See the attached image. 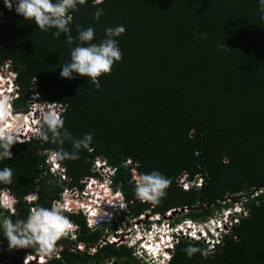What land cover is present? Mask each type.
<instances>
[{"label": "trees", "instance_id": "trees-1", "mask_svg": "<svg viewBox=\"0 0 264 264\" xmlns=\"http://www.w3.org/2000/svg\"><path fill=\"white\" fill-rule=\"evenodd\" d=\"M97 9H103L98 22ZM0 12V64L11 61L20 92L14 110L25 109L36 89L42 98L65 105L60 116L73 139L93 136L79 159L59 160L71 186L81 188L80 178L97 175L91 168L100 158L115 169L113 187L122 193L130 218L184 209L174 222L203 221L227 207L230 203L222 201L232 196L246 214L208 258L199 252L189 258L182 249L190 244L208 247L181 238L168 264H264V13L259 0H87L68 13L71 47L80 43L77 25L95 29L92 43L103 40L109 27L126 29L115 38L122 60L95 81L75 73V79L60 76L61 66L70 62L66 34L57 38L55 29L40 31L2 1ZM61 147L73 150L71 141L61 146L37 138L13 145L12 158L0 160V170L12 169V183H0V191L14 196V208L0 209V215L15 221L26 219L33 207H51L66 182L49 173L44 151ZM154 170L170 185L158 203L142 202L135 196L132 172L140 177ZM182 176L192 182L187 189L179 183ZM64 214L79 227L75 237L57 242L62 246L58 257L26 264H148L126 245L106 244L92 255L70 250L67 246L96 243L104 229L88 228L79 213ZM25 254L39 255L34 248L16 249L12 257L0 251V264H22Z\"/></svg>", "mask_w": 264, "mask_h": 264}, {"label": "clouds", "instance_id": "clouds-1", "mask_svg": "<svg viewBox=\"0 0 264 264\" xmlns=\"http://www.w3.org/2000/svg\"><path fill=\"white\" fill-rule=\"evenodd\" d=\"M86 2L87 0H15V2L14 0H4V5L10 11L15 8L16 13L23 16L26 20L34 21L40 31L47 32L50 29H55L56 31L53 35L57 38L61 34H66L65 43L71 47L73 45V37L69 27L71 17L68 13L71 10H75L78 5H85ZM94 3L101 4L103 0H94ZM259 11L264 13V0H259ZM102 15L103 9H97L94 13V19L98 22ZM76 27L78 31L76 39L80 43L75 47H71L70 62L61 66L60 76L62 78L75 79L76 77L73 75L75 73L95 81L102 74L110 73L114 63L122 60V53L115 38L125 33L126 29L123 25L109 27L105 30V38L103 40L99 43H92L95 37V29L91 26L87 29H83L79 25ZM11 116V106L8 98L0 95V160L11 159L13 156L11 148L16 142H21L19 139V126L13 127L9 125ZM42 127L45 130L39 131L38 135L44 141H50L61 146L65 141L72 142V151H67L61 147L59 151L51 154L50 161L53 164L58 160L79 159V151L82 148L88 149L93 140V136L90 133H85L80 139H73L71 133L64 127V119L54 111H49L43 115ZM49 133L51 134L50 136ZM12 178L13 171L11 168L4 167L0 170V183L11 184ZM169 185L170 180L159 171L154 170L151 173L142 174L136 181L135 196L142 202L158 203L160 198L166 195V189ZM8 192L2 196L0 191V209L12 212L15 200H12V194ZM230 206L231 208L233 207L232 205ZM65 210V204L54 201L49 208H31L26 219L14 221L11 216L0 215V233L6 237L9 250L34 248L40 256L51 257L57 251V242L62 237L70 236L73 233V225L64 214ZM121 212L123 213V211ZM81 215L84 217L86 225V214L81 213ZM165 216L167 217V215H163L150 220L151 223L143 220L142 225L144 224V226L138 229L132 228V233H136L137 237L129 248H132V250L136 247L140 248L144 256H148V249L145 246L149 245L147 241L150 240L147 231L150 230L152 234L154 231L153 238L160 240V245L155 246V249H157L156 257L150 254V259L153 260L154 264H159L161 260L160 264H168L170 260L169 254H171L174 244L181 238L188 239L182 233V229L193 228L189 226L190 224L187 225V221L191 219L167 223L164 220ZM122 217H125L124 213ZM232 218L233 216L230 215L227 220L230 221ZM153 225L154 230L151 228ZM178 225L181 227H178ZM223 225L226 226V221L223 222ZM87 227L89 228V226ZM176 227L177 230H175ZM218 228L219 225H209L204 228V232L208 237L215 238V232ZM218 233L221 238L225 234L223 230H218ZM140 242L142 245H138ZM182 251L189 258L198 252L205 259L210 255L209 249H201L191 244L182 249ZM155 258L159 260L158 263L155 262Z\"/></svg>", "mask_w": 264, "mask_h": 264}, {"label": "built area", "instance_id": "built-area-1", "mask_svg": "<svg viewBox=\"0 0 264 264\" xmlns=\"http://www.w3.org/2000/svg\"><path fill=\"white\" fill-rule=\"evenodd\" d=\"M0 1H2L4 4V0ZM12 10L15 11V8H13ZM19 94L20 92L19 86L16 82V73L12 69L11 61L6 60L2 64H0V95H2V97L8 98L9 104L11 106L12 116L9 119V125L13 124L14 127L19 126V139L21 142L28 141L31 138L42 139L38 135V132L41 131V126L43 125V115L49 111H54L58 115H61L65 110V105L60 102L49 101L42 98L38 90L34 89L28 96L24 107L25 109L19 108L17 110H14L13 105L15 100L19 97ZM53 152L55 151H44V153L46 154L45 161L48 171L52 175L56 176L59 182H66V185L63 186L62 191L59 194V198L53 200V202L58 201L65 204V211L68 213L86 214V225L89 226L90 229H104V234L101 236V238H99L96 243L90 246H85L80 243L67 247H69L72 251H85L88 254L92 255L106 244H113L116 246L122 245L123 240H125L126 238L127 243H125V245L127 247H131L135 241V238L137 237L136 233L131 232L132 228H141L142 224L140 222L145 220L144 214L149 212L146 211L134 218H130L128 216V206L123 198L122 193L118 189H115L113 187L112 176L115 169L108 166L104 162V160L95 158L91 171L93 173H96L97 175H90L80 178L79 184L82 185L81 188H79L78 186H71V179L65 175V168L60 163V161H56L55 164L50 161V156ZM130 163L131 160L129 159L125 164L128 165ZM132 174L136 184L139 176L135 171H133ZM200 182L201 178L198 177L197 180L194 181V184L196 186H199ZM179 183L184 189H187L190 185H192V182L189 183L184 180V176L179 179ZM7 192L8 190L3 189L1 190V195H6ZM11 197L12 200H15L13 195ZM30 197H32L31 199H34L33 194L29 195L27 198ZM231 199L232 196L226 197L222 201V203L226 202L230 204L227 207L221 208L218 212H215L206 220H188L187 225L190 224L189 226L193 228H183L182 233L185 234L190 240L202 241L207 245L209 250H212L213 247L219 244L221 240V235L218 233V230H223V232L228 233L231 226L237 223L239 217L246 214V210L244 209L242 204L240 202H231ZM109 200L111 201L109 202ZM230 205H232L233 207L231 208ZM121 211H123L125 215L124 219L121 218L123 216V213ZM171 211L166 212L164 215L171 214ZM149 214L151 215V218L149 217V219L151 220L161 217L159 216V214ZM230 215H232L233 218L229 221L227 219L230 217ZM137 221H139V225ZM225 221L226 226L223 225V222ZM71 223L73 225V233L69 237L73 238L75 237V231H78L79 227L72 221ZM115 225L117 226V228L112 232L110 228ZM209 225H219L218 230L215 232V238L208 237L204 232V228ZM178 227L181 226L178 225ZM175 230H177V227L175 228ZM147 232L148 237L153 239L151 231L148 230ZM122 234H128L129 236L126 237ZM138 245H142V243L140 242ZM145 247L147 248V246ZM61 249L62 246H57V251L53 254V256L58 257ZM133 252L135 255L137 253V255L141 257L140 259L147 262L148 264H154L152 262L153 260L150 259L149 250H147L148 256H144L142 250L138 247L133 249ZM47 258L49 257H42L40 255L32 256L25 254L23 256L22 264H26L28 261H36L38 263H41ZM161 262L162 260L160 261V263ZM108 264H111V262H109Z\"/></svg>", "mask_w": 264, "mask_h": 264}, {"label": "rangeland", "instance_id": "rangeland-1", "mask_svg": "<svg viewBox=\"0 0 264 264\" xmlns=\"http://www.w3.org/2000/svg\"><path fill=\"white\" fill-rule=\"evenodd\" d=\"M14 2H15V0H14ZM31 198L32 197H30L28 199H31ZM109 198H111V197H109ZM182 214H183V212L182 213L177 212V213H174V214L171 213V215L170 214H167L168 216L167 217H164V220L167 223L168 222L169 223H172V222L176 221L178 218H180ZM144 215H145V220H147L148 222H150L151 219H149V217L151 218V215L149 213H145ZM142 222L143 221H141L140 223L142 224ZM137 223L139 225V221H137ZM142 226H144V224ZM152 228L154 230V225L152 226ZM154 234H155V232L153 231V234L152 235H154ZM122 235H125L126 237L129 236L128 234H122ZM153 239L158 240L156 238H153ZM125 243H127V238L125 240H123V244L122 245H125ZM158 243H160V240H158L157 244ZM133 248H135V247H133ZM0 251L1 252H5L8 256H11V257H12V255H14L16 253V249L9 250L8 241H7L6 237H4V235L2 233H0ZM136 257L141 258L139 255H137V253H136Z\"/></svg>", "mask_w": 264, "mask_h": 264}, {"label": "bare ground", "instance_id": "bare-ground-1", "mask_svg": "<svg viewBox=\"0 0 264 264\" xmlns=\"http://www.w3.org/2000/svg\"><path fill=\"white\" fill-rule=\"evenodd\" d=\"M13 119H14V117H13ZM22 119H23V118H22ZM11 126L14 127L13 124H12ZM110 201H111V200H109V202H110ZM157 242H158V240H155V239H152V238H150V240L147 241V243H148L149 245H147V248H146V249H148V250L150 251V254H152L153 257H156V255H157V249H155V248H156L155 246H156V245H160V243L157 244ZM155 262L158 263L159 260H158L157 258H155Z\"/></svg>", "mask_w": 264, "mask_h": 264}, {"label": "water", "instance_id": "water-1", "mask_svg": "<svg viewBox=\"0 0 264 264\" xmlns=\"http://www.w3.org/2000/svg\"><path fill=\"white\" fill-rule=\"evenodd\" d=\"M183 211H184V209H181V210L178 209V210H172L171 213H172V214L177 213V212H180V213H181V212H183ZM170 215H171V214H170Z\"/></svg>", "mask_w": 264, "mask_h": 264}]
</instances>
